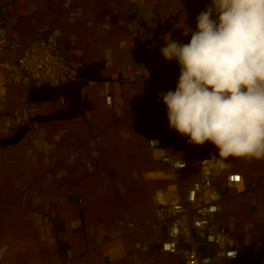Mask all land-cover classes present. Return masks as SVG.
<instances>
[{"label":"crops","instance_id":"crops-1","mask_svg":"<svg viewBox=\"0 0 264 264\" xmlns=\"http://www.w3.org/2000/svg\"><path fill=\"white\" fill-rule=\"evenodd\" d=\"M210 6V0H145L138 34L131 0H0V264H185V244L177 254L161 250L166 230L156 209L173 191L188 190L201 158L218 156V149L180 134L166 148H152L167 110L155 112L128 76L159 22L188 43L191 32L184 36L175 25L185 17L195 31ZM46 34L60 39L79 79L62 86L11 83L2 91L22 53L10 41L25 46ZM179 73L177 64L156 81L174 91ZM165 151L188 162L177 181L164 178ZM227 164L216 166L217 220L240 258L219 264H264V160ZM231 174L241 176L238 188L227 183Z\"/></svg>","mask_w":264,"mask_h":264},{"label":"clouds","instance_id":"clouds-1","mask_svg":"<svg viewBox=\"0 0 264 264\" xmlns=\"http://www.w3.org/2000/svg\"><path fill=\"white\" fill-rule=\"evenodd\" d=\"M210 4L195 31L185 17L175 25L191 32L188 43L162 36V56L180 68L175 90L160 94L169 127L191 144H214L210 159L221 167L229 158L264 160V0Z\"/></svg>","mask_w":264,"mask_h":264},{"label":"built area","instance_id":"built-area-1","mask_svg":"<svg viewBox=\"0 0 264 264\" xmlns=\"http://www.w3.org/2000/svg\"><path fill=\"white\" fill-rule=\"evenodd\" d=\"M144 2L145 0H131L137 10L135 29L138 34L141 29L140 11ZM2 27L3 20L0 18V28ZM172 38L180 43H187L179 40L177 36L172 35ZM10 46L21 49L22 53L16 69L3 78L2 91L11 83L62 86L79 79V69L63 50L60 39L53 34H46L25 46L10 41ZM163 46L161 35L155 36L143 48H138L133 69L128 76L129 82L139 84L145 89L155 112L166 108L160 94L168 91L158 84L156 76L177 65L174 60L164 59L160 51ZM6 47L4 44L1 49ZM4 98L5 94H0V100L4 101ZM106 102L109 105L112 103L109 91H106ZM178 134L169 127L166 119L160 125L159 137L151 140L150 146L166 148L167 140L176 138ZM213 156L216 155L210 154L201 158L199 177L188 190L173 191L175 193L171 199L162 202L156 209V219L165 225L166 230V239L161 244V250L177 254L181 252V244H185V264H219L225 260L240 258V252L227 241L229 232L221 227L217 220L222 195L215 182L217 164L210 159ZM161 161L167 167L164 178L174 181H177L179 172L188 167L187 160L169 151H165ZM226 180L229 185L237 188L242 182L241 176L237 174L227 176ZM203 247H206L209 253L203 252Z\"/></svg>","mask_w":264,"mask_h":264},{"label":"water","instance_id":"water-1","mask_svg":"<svg viewBox=\"0 0 264 264\" xmlns=\"http://www.w3.org/2000/svg\"><path fill=\"white\" fill-rule=\"evenodd\" d=\"M171 32L172 35L178 36L180 32L172 28L171 26L165 25L161 22L158 23L157 28L155 30V36H163L165 33Z\"/></svg>","mask_w":264,"mask_h":264}]
</instances>
